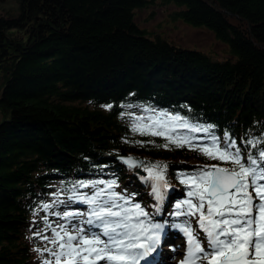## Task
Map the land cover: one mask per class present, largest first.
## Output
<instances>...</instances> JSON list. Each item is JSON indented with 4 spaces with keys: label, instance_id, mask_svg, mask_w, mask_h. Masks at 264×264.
Wrapping results in <instances>:
<instances>
[{
    "label": "trees",
    "instance_id": "16d2710c",
    "mask_svg": "<svg viewBox=\"0 0 264 264\" xmlns=\"http://www.w3.org/2000/svg\"><path fill=\"white\" fill-rule=\"evenodd\" d=\"M155 1L22 0L18 15L0 19V30H15L0 33V264H41L34 234L45 218L54 223V193L87 211L67 200L79 181L115 180L152 219L174 224L188 190L178 177L220 162L133 134L128 116L144 107L213 125L238 144L264 137V0H164L180 7L179 20L225 43L233 54L223 59L143 23ZM132 153L168 166L159 213L147 173L117 158Z\"/></svg>",
    "mask_w": 264,
    "mask_h": 264
},
{
    "label": "snow or ice",
    "instance_id": "6c2138e0",
    "mask_svg": "<svg viewBox=\"0 0 264 264\" xmlns=\"http://www.w3.org/2000/svg\"><path fill=\"white\" fill-rule=\"evenodd\" d=\"M142 111L144 115L128 116L133 134L160 137L164 143L159 146L167 150L171 145L188 147L220 162L178 177L188 189L187 198L175 204L173 215L195 218L196 224L193 227L191 219H186L171 225L186 241L180 264H264V148L260 147L264 137L238 144L227 131L218 135L213 125L193 123L180 114L151 107ZM136 143L143 146L145 142ZM122 162L147 173L144 179L151 182L159 213L169 187L168 166L133 157L122 158ZM117 187L115 180L103 179L72 185L67 200L86 205L87 211L54 213L64 221L55 226L45 218L51 235L46 231L34 234L51 245L34 249L42 257L41 264H154L166 225L153 223L149 212L116 192ZM84 188L92 192H81ZM63 203L59 198L56 201ZM53 206L45 203L41 207L47 211Z\"/></svg>",
    "mask_w": 264,
    "mask_h": 264
},
{
    "label": "rangeland",
    "instance_id": "374dc122",
    "mask_svg": "<svg viewBox=\"0 0 264 264\" xmlns=\"http://www.w3.org/2000/svg\"><path fill=\"white\" fill-rule=\"evenodd\" d=\"M21 1L22 0H3V4L0 5V11H1L0 13H3L5 17L7 16L12 17L14 15H18L22 4ZM177 8L179 9L180 7L175 3H173L172 1L165 2L164 0H157L155 1L154 4H152L148 8L149 10H146L147 14L145 15L147 16L149 15V16L146 18H142L141 21L145 23L148 27L150 28L152 27L156 29L164 37H167L171 40L176 41L181 45L188 46L190 48L201 49L211 52L219 59L229 57L233 54L230 49L225 50V48H222L221 45L225 46L226 44L219 41L216 37H215L216 39L214 40L213 35L210 32L204 30L205 28L204 26L196 27L188 23H185L184 21L179 20L177 17H175L173 12L175 13ZM3 30L5 32L4 33L5 37L14 38V31H15L14 28H8L7 30V27H4L3 29L0 30V33ZM218 47L222 49H219ZM1 117H2V113L0 111V119ZM123 155H128V154H123ZM138 157L142 158V155H139ZM199 165L203 166L205 165V163H200ZM199 165H192L190 167V171L197 169L198 167H200ZM57 193L58 191H56L54 195L51 197V202H54L56 206L55 208H52V211L54 213L63 212V211H80V212L85 211V209L78 208L77 205L70 204L69 202L64 200V198H59L60 200L64 201L63 204H56V201L58 199ZM186 219H190V218L184 216H181L179 218L176 217L174 222L181 223L184 222ZM191 222L193 225L192 218H191ZM59 223H64V221L60 220L56 215H54L53 226ZM73 223L76 222L73 221ZM41 229L43 231H46L47 235L49 236L51 235L50 231H47L46 228H43V226L41 227ZM185 242L186 241H184V243H182L181 245H176L172 247L173 250L164 259L166 264H170L172 261H174V264H180L181 260L185 256V251H186ZM45 247H51V245H46L45 242L41 240L38 247L36 248L43 249ZM36 254L39 255L38 257L41 256L37 252ZM44 258H48L46 253Z\"/></svg>",
    "mask_w": 264,
    "mask_h": 264
},
{
    "label": "water",
    "instance_id": "95a60500",
    "mask_svg": "<svg viewBox=\"0 0 264 264\" xmlns=\"http://www.w3.org/2000/svg\"><path fill=\"white\" fill-rule=\"evenodd\" d=\"M127 157H133V158H134L135 160H137V161H144L143 157L140 158V157L135 156L134 154H132V155H120L118 158H119L120 160H122V158H127ZM126 165H127V164H126ZM132 168H133V167H132ZM133 170H134L136 173H138V174H144V171H142L141 168H133Z\"/></svg>",
    "mask_w": 264,
    "mask_h": 264
},
{
    "label": "flooded vegetation",
    "instance_id": "af4514ba",
    "mask_svg": "<svg viewBox=\"0 0 264 264\" xmlns=\"http://www.w3.org/2000/svg\"><path fill=\"white\" fill-rule=\"evenodd\" d=\"M1 4H3V0H0V5H1ZM0 12H1V11H0ZM2 17H5V16H4L3 13H0V19H1ZM7 17H8V16H7Z\"/></svg>",
    "mask_w": 264,
    "mask_h": 264
},
{
    "label": "bare ground",
    "instance_id": "6f19581e",
    "mask_svg": "<svg viewBox=\"0 0 264 264\" xmlns=\"http://www.w3.org/2000/svg\"><path fill=\"white\" fill-rule=\"evenodd\" d=\"M179 255V254H178ZM101 264H103L102 262H101Z\"/></svg>",
    "mask_w": 264,
    "mask_h": 264
}]
</instances>
